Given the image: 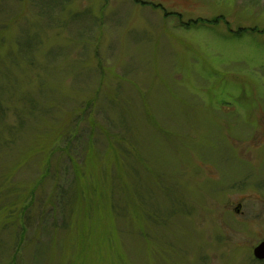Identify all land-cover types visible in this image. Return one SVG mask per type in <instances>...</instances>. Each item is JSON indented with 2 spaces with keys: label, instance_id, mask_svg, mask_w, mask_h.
<instances>
[{
  "label": "rangeland",
  "instance_id": "374dc122",
  "mask_svg": "<svg viewBox=\"0 0 264 264\" xmlns=\"http://www.w3.org/2000/svg\"><path fill=\"white\" fill-rule=\"evenodd\" d=\"M263 241L264 0H0V264Z\"/></svg>",
  "mask_w": 264,
  "mask_h": 264
},
{
  "label": "water",
  "instance_id": "95a60500",
  "mask_svg": "<svg viewBox=\"0 0 264 264\" xmlns=\"http://www.w3.org/2000/svg\"><path fill=\"white\" fill-rule=\"evenodd\" d=\"M253 257L257 261H264V241L254 248Z\"/></svg>",
  "mask_w": 264,
  "mask_h": 264
},
{
  "label": "trees",
  "instance_id": "16d2710c",
  "mask_svg": "<svg viewBox=\"0 0 264 264\" xmlns=\"http://www.w3.org/2000/svg\"><path fill=\"white\" fill-rule=\"evenodd\" d=\"M185 25H190V24H185ZM241 32H243V30H239V31H238V33H241Z\"/></svg>",
  "mask_w": 264,
  "mask_h": 264
}]
</instances>
